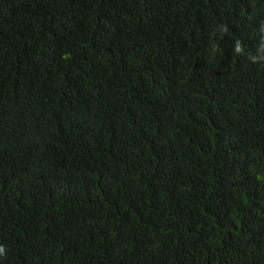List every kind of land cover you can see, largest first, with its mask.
I'll return each instance as SVG.
<instances>
[{
    "label": "trees",
    "instance_id": "1",
    "mask_svg": "<svg viewBox=\"0 0 264 264\" xmlns=\"http://www.w3.org/2000/svg\"><path fill=\"white\" fill-rule=\"evenodd\" d=\"M0 264H264V0H0Z\"/></svg>",
    "mask_w": 264,
    "mask_h": 264
},
{
    "label": "clouds",
    "instance_id": "2",
    "mask_svg": "<svg viewBox=\"0 0 264 264\" xmlns=\"http://www.w3.org/2000/svg\"><path fill=\"white\" fill-rule=\"evenodd\" d=\"M4 249L2 247H0V253H3Z\"/></svg>",
    "mask_w": 264,
    "mask_h": 264
}]
</instances>
